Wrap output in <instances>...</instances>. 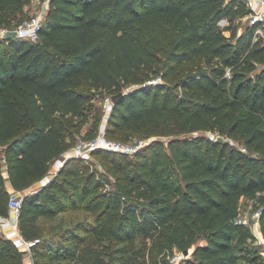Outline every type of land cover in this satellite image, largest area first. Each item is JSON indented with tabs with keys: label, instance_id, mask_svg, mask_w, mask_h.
<instances>
[{
	"label": "trees",
	"instance_id": "trees-1",
	"mask_svg": "<svg viewBox=\"0 0 264 264\" xmlns=\"http://www.w3.org/2000/svg\"><path fill=\"white\" fill-rule=\"evenodd\" d=\"M27 2L0 0V29L17 28ZM239 4L50 0L39 40L0 36V216L11 215L10 194L19 190L26 239L35 240L41 218L82 207L110 241L163 228L161 251L193 247L180 264H238L252 238L239 219L242 198L259 201L264 235V42L251 24L238 34L237 19L249 12ZM198 57L203 67L185 71L182 64ZM155 75L163 80L149 83ZM120 92L104 114L107 136L129 141L146 130L167 139L132 155L98 149L92 155L104 170L90 155L71 156L50 175L72 147L68 132L101 110L96 96ZM50 242L31 246L36 262ZM65 249L69 264H107L102 249ZM127 251L110 255L121 260ZM251 261L264 264L257 253ZM0 264H26L25 249L1 233Z\"/></svg>",
	"mask_w": 264,
	"mask_h": 264
},
{
	"label": "rangeland",
	"instance_id": "rangeland-1",
	"mask_svg": "<svg viewBox=\"0 0 264 264\" xmlns=\"http://www.w3.org/2000/svg\"><path fill=\"white\" fill-rule=\"evenodd\" d=\"M48 0H28L23 10L18 12L19 17H23V20L19 24L22 25L24 21L31 19L40 11L46 8ZM240 7L243 11L247 10L244 0H240ZM239 24L238 34L245 30V27L250 24L247 14L242 15L237 19ZM228 24V19L223 18L220 20L219 25L225 26ZM230 33V31H228ZM257 42H264V35L259 37ZM185 71L194 72L195 70L203 67V61L200 57L193 61L185 62L182 64ZM157 75L153 76L156 77ZM163 80V78H162ZM105 99V98H104ZM104 99L100 96H96L93 101L95 106L101 107V110L97 112L90 111L89 120L83 124L80 130L69 131V138L71 139L72 147L76 144L79 137L90 138L93 132H100L104 129L106 121L104 119ZM80 120L79 118H77ZM148 131L139 130L129 140L130 142H136L144 140L145 145L150 143L153 139L166 140L167 137L163 135H150ZM211 132H195L194 135H210ZM216 135V134H214ZM122 139V138H120ZM122 141V140H121ZM71 147V148H72ZM92 162H96L101 170H104V166L100 164V154L89 156ZM56 163L54 162L51 167L50 175L54 174L56 169ZM106 188L112 187L111 184L106 183ZM259 206L260 203L256 198H242L240 202V215L239 219L243 221L252 232V238L249 240L247 249L240 251V257L238 264H252L251 257L257 253L261 259H264V242L261 243L260 239H264V235L261 231L260 218H259ZM11 219L9 220V237L13 238L23 249H25V263L26 264H69L74 261L73 256L65 249V246L78 245L80 248H86L96 255V251L102 249L104 251V259L107 264L120 263V264H180V262L187 256L185 251L175 247L168 252L161 251V245L159 242L163 237V228L152 231L148 235H138L132 241L115 242L110 241L107 237L99 236L95 231V227H100L97 222L96 215L86 211L82 207H73L65 213L60 214L54 219L41 218L36 227L35 240H45L47 237H52V242L44 245L42 251L46 253L39 256V262L34 259V253L31 247L28 245L30 241L34 239H26L22 236L19 226L16 228L13 225ZM3 226H0V229ZM71 231L68 232V229ZM79 236V237H77ZM80 237L86 238V241L81 240ZM92 239L96 242L93 244ZM204 239L199 238L197 243H203ZM123 245L127 246L128 251L121 255V260H115L111 257V252ZM64 246V247H63ZM193 247L189 249L192 252ZM61 254L57 256V253ZM185 255L184 258L180 256Z\"/></svg>",
	"mask_w": 264,
	"mask_h": 264
},
{
	"label": "built area",
	"instance_id": "built-area-1",
	"mask_svg": "<svg viewBox=\"0 0 264 264\" xmlns=\"http://www.w3.org/2000/svg\"><path fill=\"white\" fill-rule=\"evenodd\" d=\"M245 1L247 7L249 8V12L247 13L249 22L251 25L256 26L254 39H258L259 37L264 35V0H245ZM49 2L50 0H48V3L44 10L40 11V13H38L31 19L24 21L22 25L15 28V30L17 31L16 36L22 38H28L31 40H39L40 28L47 15L49 9ZM8 30L9 29L6 28L0 29V36L2 37L7 36ZM161 80L162 77L159 76L154 79H149L148 82L155 83ZM113 104L114 102L112 96L107 95L104 99L105 118L112 110ZM144 145H145L144 140L130 142V141H121L111 138L107 136L105 129H103L93 138L79 137L74 147L70 148L66 153L62 155L64 157L62 159V164L71 156L88 157L98 149H108V150L132 155L136 153L139 149H141ZM22 204H23L22 192L19 190H13L9 198V207L11 212L14 214L15 220L13 222V225L16 228L18 227V217L20 214V210L22 208ZM4 219L10 220V218L8 219V217ZM36 242H37L36 240L30 241L28 245L31 247ZM260 242L261 243L264 242L263 237L262 239H260ZM185 255L180 256V258L183 259Z\"/></svg>",
	"mask_w": 264,
	"mask_h": 264
},
{
	"label": "crops",
	"instance_id": "crops-1",
	"mask_svg": "<svg viewBox=\"0 0 264 264\" xmlns=\"http://www.w3.org/2000/svg\"><path fill=\"white\" fill-rule=\"evenodd\" d=\"M62 156H60L59 158H57V160L55 161L56 163V169L59 168L61 165H62ZM10 185V183H8ZM11 219L12 221L15 220V217H14V214L11 213V215L8 217V219ZM3 226V228L0 229V233L1 234H4L6 236H9V220H6L4 218H2L0 216V226ZM262 231V230H261Z\"/></svg>",
	"mask_w": 264,
	"mask_h": 264
},
{
	"label": "water",
	"instance_id": "water-1",
	"mask_svg": "<svg viewBox=\"0 0 264 264\" xmlns=\"http://www.w3.org/2000/svg\"><path fill=\"white\" fill-rule=\"evenodd\" d=\"M17 35V31L15 29H9L8 32H7V36L8 37H14ZM122 95V92L118 93V94H115L112 96V99H113V102L115 103L117 101V99ZM217 140L218 141H224L225 138L223 136H218L217 137ZM62 159L64 158L63 156L61 157ZM185 254L186 255H189L190 254V251L189 250H186L185 251Z\"/></svg>",
	"mask_w": 264,
	"mask_h": 264
}]
</instances>
